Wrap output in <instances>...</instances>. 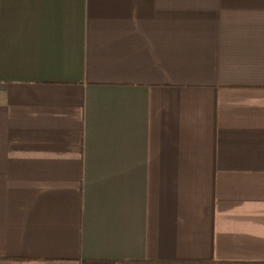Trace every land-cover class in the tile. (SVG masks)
<instances>
[{"label":"crops","instance_id":"1","mask_svg":"<svg viewBox=\"0 0 264 264\" xmlns=\"http://www.w3.org/2000/svg\"><path fill=\"white\" fill-rule=\"evenodd\" d=\"M0 264H264V0H0Z\"/></svg>","mask_w":264,"mask_h":264}]
</instances>
